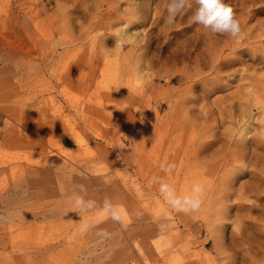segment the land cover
I'll return each instance as SVG.
<instances>
[{"label": "rangeland", "instance_id": "obj_1", "mask_svg": "<svg viewBox=\"0 0 264 264\" xmlns=\"http://www.w3.org/2000/svg\"><path fill=\"white\" fill-rule=\"evenodd\" d=\"M170 2L0 0V264H264V0Z\"/></svg>", "mask_w": 264, "mask_h": 264}, {"label": "clouds", "instance_id": "obj_2", "mask_svg": "<svg viewBox=\"0 0 264 264\" xmlns=\"http://www.w3.org/2000/svg\"><path fill=\"white\" fill-rule=\"evenodd\" d=\"M196 5L192 14V21L202 26L212 34H227L232 38H237L241 34L240 22L235 18L231 6L226 4L224 0H194ZM192 9L193 3L190 0H171L167 6L168 15L165 22L168 24L175 23V17L185 8ZM81 186V191H83ZM195 191L199 192L197 187ZM74 205L77 210L92 206V202H86L82 196L76 194L74 197ZM198 207V203L193 202L192 208Z\"/></svg>", "mask_w": 264, "mask_h": 264}, {"label": "bare ground", "instance_id": "obj_3", "mask_svg": "<svg viewBox=\"0 0 264 264\" xmlns=\"http://www.w3.org/2000/svg\"><path fill=\"white\" fill-rule=\"evenodd\" d=\"M214 57H212L211 59H214V58H216L217 56H219L217 53H214ZM215 64V66L219 69L220 67H223L225 64L224 63H221L220 61L219 62H217V63H214ZM208 66V65H207ZM261 145V144H260ZM172 170V169H171ZM168 200V199H167Z\"/></svg>", "mask_w": 264, "mask_h": 264}]
</instances>
